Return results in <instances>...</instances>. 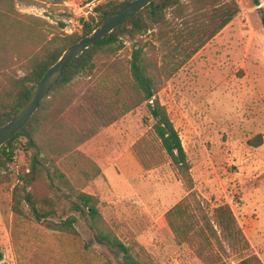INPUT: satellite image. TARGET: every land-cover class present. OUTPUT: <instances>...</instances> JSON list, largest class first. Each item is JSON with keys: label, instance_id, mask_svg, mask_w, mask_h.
Returning a JSON list of instances; mask_svg holds the SVG:
<instances>
[{"label": "rangeland", "instance_id": "1", "mask_svg": "<svg viewBox=\"0 0 264 264\" xmlns=\"http://www.w3.org/2000/svg\"><path fill=\"white\" fill-rule=\"evenodd\" d=\"M57 1L22 2L16 9L57 29L62 23L64 35H80L83 22L95 17L93 9L101 2ZM235 1L238 15L174 74L163 77L157 93L181 139L192 185L162 149L146 103L79 146L78 154L51 155L36 176L30 169L31 151L20 139L0 182V264L122 263L118 249L96 243L87 213L71 210L65 197L57 201L59 214L47 221L76 217V249L43 219L37 222L23 199L20 213L14 211L24 190L56 199V190L69 193L71 188L95 196L105 226L134 257L151 256L154 264H205L194 248L177 244L161 223L171 208L187 200L200 216L197 202L209 212L228 204L251 252L264 264V0H259L262 10L252 0ZM153 40L150 32L133 39L124 36L122 53L127 57L133 45ZM88 79L82 72L72 83ZM84 157L100 168L99 177L88 180L83 175L80 169L88 170ZM61 173L69 184L60 182ZM84 244L87 260L73 257L72 251L83 252ZM228 254H222L226 264L245 255Z\"/></svg>", "mask_w": 264, "mask_h": 264}, {"label": "trees", "instance_id": "2", "mask_svg": "<svg viewBox=\"0 0 264 264\" xmlns=\"http://www.w3.org/2000/svg\"><path fill=\"white\" fill-rule=\"evenodd\" d=\"M37 1L0 0V125L28 99L35 85L65 49L90 34L109 14L130 0H101L93 9L95 17L90 16L83 22L80 35H64L60 30L62 23L57 29L44 19L16 9L17 3L32 5ZM252 1L255 6H260L259 0ZM239 11L235 0H189L188 3L154 0L131 16L68 65L30 120L0 148V182L6 178L2 171H6L12 161L16 141H26L25 145L31 151L30 169L36 176L45 162L53 158L51 155L62 158L71 153L78 154L79 146L146 103L162 149L182 179L192 185L181 139L157 93L163 77L174 74ZM262 21L264 23V17ZM148 32L152 33L153 41L133 45L127 57L123 55L122 37L133 39ZM82 72H86L89 79L72 83ZM83 162L88 170H80L88 180L101 175L96 163L87 157ZM58 178L63 185L69 184L63 173ZM62 197L70 201L71 210L87 213L94 240L118 249L122 253L121 264H154L151 256L147 255L146 259L139 255L134 257L132 249L105 226L99 200L82 190L71 188L69 193L56 190L57 200L24 190L23 197L16 198L14 211L20 213L19 204L23 199L37 222L43 219L53 232L68 237L65 243L69 242L76 249L80 238L75 229L76 217H60L55 223L47 221L50 216L59 214L57 201ZM197 208L200 216L193 213L187 200H182L162 217L161 223L169 229L177 244L194 248L205 264H226L222 254L228 258L230 251L238 255L245 253L236 264H263L251 252L228 204L218 205L209 212L197 202ZM87 248L84 244L83 252L72 251L73 257L87 260L90 254Z\"/></svg>", "mask_w": 264, "mask_h": 264}, {"label": "water", "instance_id": "3", "mask_svg": "<svg viewBox=\"0 0 264 264\" xmlns=\"http://www.w3.org/2000/svg\"><path fill=\"white\" fill-rule=\"evenodd\" d=\"M154 0H130L109 14L90 34L83 36L62 53L60 58L45 72L21 107L0 125V148L20 130L37 111L40 102L47 97L68 65L86 49L96 45L116 27L137 14Z\"/></svg>", "mask_w": 264, "mask_h": 264}]
</instances>
